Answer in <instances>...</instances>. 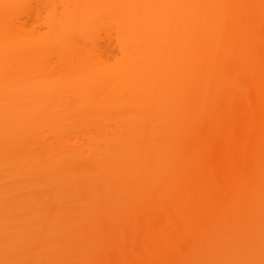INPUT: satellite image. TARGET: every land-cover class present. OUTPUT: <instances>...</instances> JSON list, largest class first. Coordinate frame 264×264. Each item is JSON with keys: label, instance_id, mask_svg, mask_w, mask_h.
<instances>
[{"label": "bare ground", "instance_id": "1", "mask_svg": "<svg viewBox=\"0 0 264 264\" xmlns=\"http://www.w3.org/2000/svg\"><path fill=\"white\" fill-rule=\"evenodd\" d=\"M112 261L264 264V0H0V264Z\"/></svg>", "mask_w": 264, "mask_h": 264}, {"label": "rangeland", "instance_id": "2", "mask_svg": "<svg viewBox=\"0 0 264 264\" xmlns=\"http://www.w3.org/2000/svg\"><path fill=\"white\" fill-rule=\"evenodd\" d=\"M234 62L230 59L221 61V66L224 69H230L233 68ZM212 93L211 98L213 102V106L215 108H218L223 101L221 100V97H219V88L224 82V79H212ZM215 108L211 109V115L215 112ZM230 110V109H227ZM196 133L195 135H189L188 131L186 129L184 130V141L187 143H190L192 146L203 148L204 149V158L201 160H208L209 158H212L217 153V147H218V141L207 135L209 133V130L211 128V118L202 121V120H196ZM188 127H190L188 125ZM89 189L86 188L84 191H88ZM156 205L153 202L152 199H147L146 201H138L135 203L131 208L126 209L122 213H118L112 216V221L116 225V227L113 229L110 235H108L110 241H115L120 244H134L136 242V239H134L133 234L137 233L138 236H140V232L135 230L134 232L126 231L125 226L127 224H136L138 225V228L141 229L142 227V221H140V218L137 216V214L140 211H150L152 212L155 209ZM141 231V230H140ZM97 241H94L93 243H85V240H80L81 242L77 247H88V249H92L94 252L100 251L99 243L101 242L99 239H96ZM115 258V253L112 252V260ZM75 261H78L75 259ZM113 264V261L112 263Z\"/></svg>", "mask_w": 264, "mask_h": 264}]
</instances>
